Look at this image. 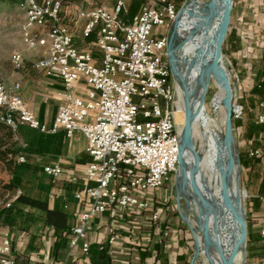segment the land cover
Here are the masks:
<instances>
[{
    "label": "built area",
    "instance_id": "obj_1",
    "mask_svg": "<svg viewBox=\"0 0 264 264\" xmlns=\"http://www.w3.org/2000/svg\"><path fill=\"white\" fill-rule=\"evenodd\" d=\"M13 1L24 13L20 31L26 47L44 43V39L31 37L32 29H48L47 54L32 67L58 82L61 91L48 127L27 109L18 84L7 87L0 81V122L12 129L16 141L19 127L42 134L63 131L68 140L80 134L90 157L83 169L85 184L72 194L83 209L78 223L68 231L69 251L81 243L80 250L87 255L85 231L102 214L110 222L109 244L116 240V221L129 211H147L152 222L160 223L161 210L150 202L149 195L177 173L180 132L176 116L180 112L170 82L166 46L168 30L182 4L178 7L179 0H145L129 22L121 18L127 13L125 0H114L111 10L104 5L80 10L81 36L87 39L97 31L95 44L101 59L96 65L90 52L73 46L71 33L60 24L62 0ZM10 62L16 69L22 65L18 53L10 55ZM79 84L84 89L82 96L77 94ZM258 107L254 123L264 132V94ZM242 117V106L233 101L232 120ZM248 156L260 158L264 173V152L250 149ZM14 160L25 163L22 156ZM43 173L52 181L62 177L58 165L44 167ZM19 195L16 190L3 206L9 208ZM259 235L264 245V225ZM15 259L8 234L0 232V264H15Z\"/></svg>",
    "mask_w": 264,
    "mask_h": 264
},
{
    "label": "crops",
    "instance_id": "obj_2",
    "mask_svg": "<svg viewBox=\"0 0 264 264\" xmlns=\"http://www.w3.org/2000/svg\"><path fill=\"white\" fill-rule=\"evenodd\" d=\"M97 2L92 0L94 5ZM143 2L138 7H132L129 14L121 15L122 20L129 22L139 13ZM99 5L111 10L114 0H100ZM232 6L233 24L227 42L230 49L235 47L233 44L240 36L238 27L245 23L248 13L245 0H233ZM87 7L86 4L85 9L91 8ZM62 12L61 6L60 16ZM76 17L78 31L70 28L68 18L60 17V24L71 33L73 46L80 51L90 52L94 63L99 65L101 54L95 44L97 31L84 39L78 13ZM32 65L23 69L8 87L18 84L19 94L27 109L42 124L50 127L59 105L61 87L58 82L34 70ZM83 92V86L79 84L77 94L82 96ZM17 133L16 156H22L25 163L16 165L13 180L16 190L23 197L19 202H15L16 198L10 208H0V232H6L9 236L15 264H186V254L179 249L182 242L179 239L181 227H162L161 223L150 220L147 211L123 214L115 223L116 240L113 244L108 243L110 222L107 215L97 216L90 221L85 231L87 255L81 252V243L69 251L68 231L78 223L83 209L82 203L74 200L72 194L85 184L83 169L90 162L86 153V140L80 134L68 140L63 131L42 134L27 127H19ZM258 136L263 137V133L259 132ZM253 140L256 139L251 134L248 143ZM257 149L264 152V147ZM54 165H58L62 171V177L56 181L43 173L44 167ZM261 192L264 193V189L257 193ZM156 193H151L149 200L158 206ZM257 193L253 198L260 199ZM169 231L174 232V241L168 239L167 236L171 234ZM259 231L254 226L250 227L251 239L258 245L262 244ZM170 242L173 243L172 249H178L173 259L170 257Z\"/></svg>",
    "mask_w": 264,
    "mask_h": 264
},
{
    "label": "rangeland",
    "instance_id": "obj_3",
    "mask_svg": "<svg viewBox=\"0 0 264 264\" xmlns=\"http://www.w3.org/2000/svg\"><path fill=\"white\" fill-rule=\"evenodd\" d=\"M97 1L98 2L94 5L92 4V0H62L61 6L63 12L60 17L68 18L67 20L68 24H70V28L77 30V13L85 9L86 4L88 6L87 8L98 6L100 0ZM142 2L143 0H126L127 13L129 14L132 7H138ZM245 2L247 6L245 9L248 10V13H246L247 18L244 24L239 25L240 36H238L236 44H233L235 47L230 49L227 42L229 41V33L233 24V20H231L233 12L231 9L229 28L221 47L222 60L221 63L218 64V67L226 73L229 82L234 86V89H232L234 97L232 98L234 103L243 107V117L237 121L232 120L231 133L233 142L224 141L223 117V123L220 128L222 131L220 139L222 144L226 145V155L228 159L227 174L230 173L233 166L236 167V183L238 189L242 191L244 195L241 200H236L237 214L242 217L243 221L245 219L246 224V242L244 247V236L243 256L240 264H264V254L258 255V253H261V244L248 243L250 227L254 226L260 230L264 225V193H257L264 189V173L261 169L259 160L255 159V157L248 156V151L250 149L264 147V138L258 136L259 131L256 129L254 123V116L260 111L258 104L263 98L262 87L259 88V85L263 81L261 71H263L264 65V0H245ZM188 3V0L184 1L181 8H186ZM180 16L181 13L178 16V20ZM23 21L24 13L18 8L15 1L0 0V81L4 82L7 87L23 69H27L35 61L43 58L47 54L49 47L46 39L48 32L47 28L32 29L30 31L31 37L35 41L44 39V43L38 44L35 48L26 47L22 43L20 31ZM175 26L176 24L174 22L168 30V39L172 33L176 32L173 42V47L176 49L180 45V40H178ZM12 53H18L22 59V65L18 69L14 68L10 62V55ZM166 60L168 62L167 57ZM170 82L176 94L174 68L170 77ZM252 87H256V91H252ZM229 89H231V87ZM216 97V86L213 81H210L205 94L204 110L210 121L213 120L220 124L222 121V114L225 116V109L228 103L226 102L225 106L222 103H216L215 100L218 99ZM179 116V114L176 116V125L181 129L183 120H180ZM212 130H215V128L212 127ZM251 134L255 136L256 140L248 143ZM198 145V141L196 142V140H194L195 149L199 152ZM229 152L232 153L234 159L233 164L229 161ZM234 154L238 159V168ZM240 156H244L243 161ZM175 176L176 174L172 175L170 182L157 191L156 195L159 200L157 207L161 210L160 223L162 227H181L179 239H181L182 242H179V249L180 251L183 250L186 254V264H190L193 253V237L191 230L195 229L193 212L187 215L189 222L186 224L181 219L185 201L183 199H177ZM198 179L200 183L204 182L199 176ZM256 193L261 196L260 199L253 198ZM169 232L171 234L167 236L168 239L174 241V232ZM169 245L170 257L173 259L178 249H172L173 243L171 244V242ZM254 246L258 247L255 251L259 252L250 250ZM195 264L208 263L205 262L204 257L199 254L195 259Z\"/></svg>",
    "mask_w": 264,
    "mask_h": 264
},
{
    "label": "bare ground",
    "instance_id": "obj_4",
    "mask_svg": "<svg viewBox=\"0 0 264 264\" xmlns=\"http://www.w3.org/2000/svg\"><path fill=\"white\" fill-rule=\"evenodd\" d=\"M222 13V0H190L176 23L180 45L176 48L171 63L175 69V90L180 120H183L185 101L191 95L195 79L213 58ZM226 79H228L226 73L219 67L209 74V82L213 81L217 89L218 99L215 101L224 106L227 102L226 93L229 90ZM191 104L195 105V102L191 101ZM223 117L222 114V121L218 124L213 120L210 121L204 110L194 121L193 139L198 141L201 154L200 170L195 176V181L200 193L213 200L217 207V235L214 240L225 259L235 252L232 264H240L245 227L242 217L237 214L236 200H241L244 195L236 183V167L233 166L227 174L226 145L222 144L220 139ZM212 127L215 130H212ZM177 129L181 130L178 125ZM186 159L188 165H191L189 154H186ZM198 176L203 179V183H200ZM187 177V168L179 171L175 176L178 198H186L183 208L186 216L195 210L196 202L191 196ZM209 222L211 224V219ZM196 238L197 257L201 254L208 263L199 233H196ZM208 254L213 264H220L214 249Z\"/></svg>",
    "mask_w": 264,
    "mask_h": 264
},
{
    "label": "water",
    "instance_id": "obj_5",
    "mask_svg": "<svg viewBox=\"0 0 264 264\" xmlns=\"http://www.w3.org/2000/svg\"><path fill=\"white\" fill-rule=\"evenodd\" d=\"M223 1V13L220 19L219 27H218V34L216 38V45L213 54V58L209 64H207L199 73L198 77L195 79L193 90L191 95L186 98L185 101V108H184V117H183V125L181 127L179 133V145H178V158H177V173L182 171L183 169H188V183L190 186V190L192 193V197L195 198V210L193 211V221L195 225V229L191 230L192 237H193V253L190 264H195V259L197 257L195 244H196V233H199L202 243H203V250L206 256V259L209 264H213L212 260L209 258L208 252L214 249L219 257L220 264H232L234 260L235 252H232L228 259L224 258V255L218 244L214 240L217 235V207L213 200L207 198L205 195L200 193L196 181L195 176L198 175L200 170V161H201V154L200 152L196 151L194 146V139H193V124L196 118L204 111V99L205 94L209 86V74L213 70L218 67V64L221 63L222 60V51L221 47L225 40L229 22H230V14L232 9V0H222ZM183 9H180L178 12V16L182 12ZM178 16L175 20V24L178 21ZM176 27V26H175ZM176 36V32L172 33L167 41L166 46V57L168 59V64L170 67L171 74L173 73V65L171 63L172 56L176 49L173 47L174 37ZM226 83L229 89L226 93V99L228 106L225 109V116H224V141L233 142L232 133H231V124H232V108H233V98L234 86L232 83L226 79ZM195 102V105L191 104V101ZM234 147V144H233ZM186 154L190 155L191 158V165H188V160L186 159ZM236 158L237 168H238V159L237 156L234 154ZM229 161L233 164L234 159L232 153L229 152ZM176 173V175H177ZM237 176H238V169H237ZM176 188V187H175ZM177 193V191H176ZM177 199L178 193H177ZM186 203V198H183ZM185 205V204H184ZM184 208V206H183ZM181 219L188 224L187 216L183 211V215H181ZM211 219V224L209 220ZM245 224V219H244ZM190 228V227H189ZM246 242V224H245V239H244V247Z\"/></svg>",
    "mask_w": 264,
    "mask_h": 264
},
{
    "label": "trees",
    "instance_id": "obj_6",
    "mask_svg": "<svg viewBox=\"0 0 264 264\" xmlns=\"http://www.w3.org/2000/svg\"><path fill=\"white\" fill-rule=\"evenodd\" d=\"M177 4L179 7L182 4L181 0H179ZM261 75H263V81L260 83L259 88L262 87V93L264 94V65L263 71H261ZM256 89V87H252V91H256ZM255 127L259 132L263 133L264 138V132L262 131V129L257 125H255ZM14 137L15 133L12 131V129L4 123L0 122V208L7 201L8 197L16 191L17 188L13 180V173L17 165L14 159L18 152L17 141L14 139ZM240 158L243 161L244 156H240ZM255 159H258L260 162V158L255 157ZM22 197V194H20L15 202H19ZM248 243H255L252 241L250 233H248ZM257 248L258 247L254 246L250 250L255 251ZM260 252L261 253H258V255L262 253L264 254L263 244H261Z\"/></svg>",
    "mask_w": 264,
    "mask_h": 264
}]
</instances>
